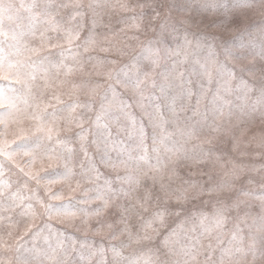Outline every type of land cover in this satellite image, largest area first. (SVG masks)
I'll return each instance as SVG.
<instances>
[{"label": "clouds", "instance_id": "1", "mask_svg": "<svg viewBox=\"0 0 264 264\" xmlns=\"http://www.w3.org/2000/svg\"><path fill=\"white\" fill-rule=\"evenodd\" d=\"M0 264H264V0H0Z\"/></svg>", "mask_w": 264, "mask_h": 264}]
</instances>
